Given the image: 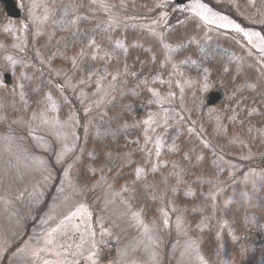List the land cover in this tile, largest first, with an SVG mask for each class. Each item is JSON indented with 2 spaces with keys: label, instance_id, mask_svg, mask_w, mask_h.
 Wrapping results in <instances>:
<instances>
[{
  "label": "rangeland",
  "instance_id": "rangeland-1",
  "mask_svg": "<svg viewBox=\"0 0 264 264\" xmlns=\"http://www.w3.org/2000/svg\"><path fill=\"white\" fill-rule=\"evenodd\" d=\"M55 1L17 0L21 10L18 22L0 16V32L7 33L15 40L11 43L0 41V87L6 85L3 83V73L9 72L11 75V83L6 85L8 96L5 93L6 98H0V262L7 248L16 240L20 242L28 229L30 234L25 242L19 248L16 246L14 253L3 263L90 264L85 257L95 252L96 259L101 255V247H105V253L110 251L111 258L116 257L117 264H237L221 243L219 233L216 234V244L210 256H205L199 241L204 223L201 221L194 227L190 226L184 217V208L172 200L178 187L168 176L177 178L178 171H169L167 174L160 171L162 167L173 166L174 161L163 159V156L173 151L175 137L181 133V124H187L188 130L206 141L203 131H199L202 125L189 116L182 104L181 90L195 84L201 92L206 93L212 87L208 80L209 71L193 61L187 62L188 68H200L201 79L198 84L187 75L171 79L162 78V73H157L147 82L146 77L141 76L140 82H144L142 86L148 91V96L143 100L144 115L135 117L133 121L119 126V129L110 130L106 126L110 118L104 114L113 91L120 89L123 93L129 90L131 95H139L142 91L128 85L124 88L123 83H119L118 74L106 72L107 58L119 59L117 49H124L122 42L112 41V35L119 32L116 29L110 32V42L107 36H102L101 40L99 35L101 30L107 28V23L102 21L103 17L90 18L95 23L88 25L90 34L85 33L81 38L79 22L83 16L77 14L80 11L78 6L72 7L74 0H61L63 3ZM197 2L206 6L204 11L213 23H205L190 10ZM87 3L94 7L95 12L99 11L113 19L121 10L115 5L122 6L128 1L88 0ZM88 4L81 5L84 7ZM211 5L207 0H196L182 7L174 6L179 8L178 16L172 15L175 9L163 1L157 15L156 12L152 13L147 20H144L146 17L140 14L139 9L132 8L127 13V19L131 22L127 26L133 30L132 22L134 25H144L150 34L163 43V36L171 26L195 19L206 30L235 39L255 56L264 69V34L258 26L264 24V19L257 24L243 25L233 16ZM55 6L58 7L53 9ZM67 6L72 8V12ZM222 9L228 10L225 7ZM221 24L225 26L221 27ZM233 25H237L240 30L237 31ZM45 26H51V37H54L55 31L63 34L62 48L72 49L74 37L76 41H81L76 44L80 46V53L67 54L62 48L55 50L56 55L69 63L67 70L52 66L50 61L45 66L51 76L50 83L61 98L60 102H64L63 116L58 113L59 105L50 93L38 100H30L22 92L23 73L16 74L13 71L17 65L29 66L34 59H39L32 41L47 29ZM111 26L116 28L117 24L111 22ZM158 26H162L163 31ZM95 39H100L106 47L97 45ZM52 43L53 38L49 44ZM93 44L95 49L91 48ZM200 48L205 49L206 45ZM164 50L168 55L177 51L175 46L170 47L166 43ZM123 57L119 61L128 63ZM128 58L132 62L136 57L129 54ZM165 61L166 55L163 53L162 62ZM181 62L184 60L172 62V70L181 72ZM97 63L102 64L100 68L93 67ZM150 64L151 60L147 62L148 67ZM162 82L167 86L157 89L156 85ZM154 83H158L155 88L149 87V84ZM136 85L138 83L132 87ZM128 104L125 107L130 112L134 106ZM250 110L253 112L255 108ZM216 112V108L209 107L205 114L219 127V130H210L212 136L220 137L225 134V128L218 124L220 116ZM101 116H104L102 123ZM91 130L100 136L102 133L112 137L121 134L129 140L132 150L137 151L143 161V165L136 167L133 178L138 183H145V196L156 201V213L144 215L133 201L132 190L126 187L118 190L105 175L89 182H80L76 178L73 167L79 159L82 143ZM228 140L232 142L238 139L233 136ZM224 158L227 159L226 156ZM228 161L231 169L227 181L264 182L263 154L228 155ZM138 168L143 170L139 178L136 172ZM148 171L152 175L158 174V178L155 181L152 178L144 179ZM222 187L224 185L220 180L211 182L212 199L214 194L216 199Z\"/></svg>",
  "mask_w": 264,
  "mask_h": 264
},
{
  "label": "trees",
  "instance_id": "trees-1",
  "mask_svg": "<svg viewBox=\"0 0 264 264\" xmlns=\"http://www.w3.org/2000/svg\"><path fill=\"white\" fill-rule=\"evenodd\" d=\"M58 1L61 0L55 2L58 3ZM87 1H73L80 6V11L77 14L83 16V20L79 22L81 24L79 29H82L81 38L85 33L88 34V25L91 26L94 22L90 18L93 15L99 16ZM108 1L118 2V0ZM127 1L129 4L137 5L139 11L153 8L152 12L157 11L153 6L162 2V0ZM207 1L212 6L222 5L228 8L227 12L240 22L248 21L251 24H257L264 19V0ZM61 3L63 2L61 1ZM82 3L88 5L83 7ZM127 12L128 10H123L121 16L117 15L118 25L122 30L126 24L124 17ZM0 16L18 22V19L7 17L1 5ZM111 22L112 20L110 23L106 22L107 34L110 33ZM178 26L167 30L165 35L166 43L178 46L177 52L170 55L166 54L159 41L154 38L147 39L145 33L140 30L125 31L122 37H130L126 40L129 54L136 57L132 62L128 57L125 58L124 60L128 62L126 67L128 70L136 71L138 76L148 72V69L151 70L150 72L154 70L163 72L164 78L174 79L187 75L198 84L201 79L198 66H204L210 73L208 78L210 86L221 93L220 100L213 107L216 108V113L220 116L218 124L224 126L225 134L213 137L210 132L212 128L219 130V127L215 126L205 114L208 109L205 104V92H201L194 84L184 87L181 90L182 104L186 107L189 116L202 125V130L199 129V131H203L206 141L196 137L191 132L192 130H188L190 128L187 124H181L179 126L181 133L175 137L173 151L166 152L163 156V159L174 161L173 166L162 167L160 171L162 170V173L165 172L163 171L165 169L172 172L179 171V182L175 184L174 179H171V182L178 187L177 194L173 196L172 200L176 205L184 208V217L190 226L194 227L201 221L204 223L199 241L207 256H210V251L216 244V234L219 233L221 243L237 264H261L264 261V247H262L264 236L263 241L258 243L254 232L264 233V182L242 183L227 181L226 178L231 169L228 155L236 156L244 153L264 155V69L258 64L255 56L232 37L224 35L209 38L204 34L205 31H200L192 22H187L183 27ZM258 26L264 34V24L260 23ZM45 28L47 29L40 32L36 40L32 41L33 49L37 50L39 59H34L29 66L17 65L13 71L16 74L23 73L22 92L30 100H38L43 98L46 93H50L59 105L58 113L63 116L64 102H60L61 98L58 97L50 83L51 76L45 66L50 61L51 65L58 69H63V66L68 69L69 63L56 55L55 52L57 48H62L63 34L55 31L54 37H51L53 34L51 26H45ZM52 38L53 43L50 45ZM112 38L114 40V36ZM85 40L86 37L83 41ZM0 41L11 43L15 40L7 33L0 32ZM80 42L76 41L74 37L73 48H62V50L67 54L80 53V46L76 45ZM201 45H206V48L201 49ZM117 53L119 54V51ZM163 53L166 55L165 62H162ZM107 59L105 65L107 72L113 74L122 69V63H118V58L112 61H109L110 58ZM149 60H151V64L148 67ZM182 60L184 62L180 63L181 72L172 70L171 63H178ZM188 61H193L198 66L188 68ZM7 70L10 69L7 67ZM119 77L126 80L125 83L119 80L120 83H123L124 88H127L128 85L142 91L139 95H131L129 90H124L123 93L120 89L113 91L110 105L104 114L110 118L109 124H106L108 128H111L110 130L119 129V126L133 121L135 117L143 116L145 112L137 111V105L144 104L143 100L148 96V91H145L143 83L139 79L122 73ZM135 83L139 84L132 87ZM6 85L0 87V98L8 96V86ZM165 86L167 85L164 82L160 85V89H164ZM173 89L176 90L177 87H173ZM159 91L163 92V90ZM5 93L6 96H4ZM128 103L134 106L130 112L125 107L129 105ZM252 108H255V111L251 112ZM104 116L100 117V123ZM88 133L82 143L79 159L73 167V174L76 178L80 182H89L105 175L118 190L125 187L132 190L133 201L144 215L149 216L151 212L156 213V201L147 199L145 196L143 187L145 183H138L133 178L136 167L143 165V161L138 152L132 150L129 140L124 139L121 134L112 137L104 133L100 136L94 130ZM228 136H236L238 140L230 142ZM120 158L122 160L129 158V160L123 162ZM146 168L148 169V167ZM151 178L155 181L158 174L152 175L148 171L144 179ZM216 180H220L224 187L217 192L216 199H212L210 195L211 182ZM230 199L231 203H229ZM228 231L235 239L230 237Z\"/></svg>",
  "mask_w": 264,
  "mask_h": 264
},
{
  "label": "snow or ice",
  "instance_id": "snow-or-ice-1",
  "mask_svg": "<svg viewBox=\"0 0 264 264\" xmlns=\"http://www.w3.org/2000/svg\"><path fill=\"white\" fill-rule=\"evenodd\" d=\"M93 2H96V0H93ZM206 8L205 5L200 4L199 2L195 3L192 7H191V11L198 16L202 21H204L205 23H213L214 21L209 19V17L206 15L204 9ZM73 23H75V21H72ZM221 27H224L225 25L221 24ZM233 27L239 31V27L237 25H233ZM245 35H247V33H245ZM95 58V57H93ZM73 63H75V61H73ZM155 94V93H154ZM46 122V121H45ZM145 123H147V121H145ZM142 169H137V177L139 178L141 173H142ZM213 198L215 199V194L213 195ZM229 203H231V199L229 200ZM72 215H76V213H72ZM70 217H66V219H69ZM165 223H167V221H165ZM50 242V241H49ZM77 247H80V245H78ZM93 247H95V245H93ZM95 252H90L89 255L87 257H85V260L90 262V264H96V259H95Z\"/></svg>",
  "mask_w": 264,
  "mask_h": 264
},
{
  "label": "water",
  "instance_id": "water-1",
  "mask_svg": "<svg viewBox=\"0 0 264 264\" xmlns=\"http://www.w3.org/2000/svg\"><path fill=\"white\" fill-rule=\"evenodd\" d=\"M0 1L3 3L4 10L8 16H11L14 18L19 17L20 10L16 6L15 0H0ZM185 1H187V0H175V2L178 4H182ZM4 77H5V81L8 82L9 81V74L6 73L4 75ZM219 97H220V94L218 91H209L207 94V103L213 104L219 99ZM257 236H258V241H260L261 235L257 234Z\"/></svg>",
  "mask_w": 264,
  "mask_h": 264
},
{
  "label": "flooded vegetation",
  "instance_id": "flooded-vegetation-1",
  "mask_svg": "<svg viewBox=\"0 0 264 264\" xmlns=\"http://www.w3.org/2000/svg\"><path fill=\"white\" fill-rule=\"evenodd\" d=\"M100 253H101V255H98L96 258V260H97L96 264H109V263L111 264V262H113V264H117L116 257L115 258L106 257V255H108V256L111 255L110 251H107L105 253V251H101V249H100ZM87 264H89V263H87Z\"/></svg>",
  "mask_w": 264,
  "mask_h": 264
}]
</instances>
